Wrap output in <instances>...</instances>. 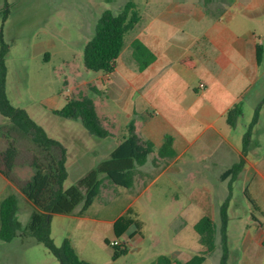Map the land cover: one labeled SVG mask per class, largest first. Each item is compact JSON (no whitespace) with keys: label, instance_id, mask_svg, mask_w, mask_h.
I'll use <instances>...</instances> for the list:
<instances>
[{"label":"rangeland","instance_id":"obj_1","mask_svg":"<svg viewBox=\"0 0 264 264\" xmlns=\"http://www.w3.org/2000/svg\"><path fill=\"white\" fill-rule=\"evenodd\" d=\"M127 1L113 0L107 3L105 0H0V38L8 46L5 58L6 95L14 107L23 109L30 119L45 130L49 139L67 142L71 146L68 177L63 183V190L74 185L78 178L99 162L90 156L80 162L73 160L75 150L84 142L79 131L87 132L79 122L56 115V112L63 109L68 98L78 95L90 97L97 116L104 119V127L110 131L113 135L111 138L116 142L125 132L129 120L127 113L133 106L131 99L120 100L108 89V82L101 72L85 69L83 48L92 38L95 24L102 12L109 10L116 14ZM133 1L139 14H142L149 0ZM234 23L240 31L254 32L261 43L260 70H263L264 13L249 20L240 14L234 19ZM132 34L133 31H130L125 35L121 56L127 51ZM126 105L129 106L128 111ZM242 108V115L231 127V133L238 145H241L242 137L254 115L252 108L246 105ZM260 120L263 123V113ZM114 140H110L111 146ZM9 142L17 148L12 176L21 184L32 176L28 165L35 151L30 140L0 116V152L5 150ZM249 157L253 162L264 161V143L256 147ZM184 159L178 162V166L185 164ZM148 161L144 167L150 170V174L138 172L134 178L136 185L132 189H115L105 182L101 194L84 214L90 218L100 217L106 201L132 202V210L142 222V230L141 236H134L127 243L126 255L114 261L111 259L113 249L104 240L107 237L110 244L114 241L110 226L72 216L51 217L50 237L54 245L60 247L64 239L71 240L77 256L89 264H153L160 256L186 262L200 253L202 247L193 226L205 214L219 226L218 209L227 194V183L220 181L219 174L230 163L208 171L204 177H198L194 171H189L186 173L188 178L185 179L171 173L159 175L160 169L166 167L167 163L153 165L155 169L151 170L148 168L150 156ZM246 176L248 177L237 178L232 182L226 228L228 264H264V249L257 247L251 252L242 249L249 242V236L258 233L260 226L264 228V194H257L258 187L264 188V181L251 170ZM186 180L189 187L183 183ZM168 181L174 184L168 187ZM188 189L207 190L211 192L212 198V193L216 194L215 202L218 207L216 203L206 209H198L197 206L189 204ZM118 190L122 194L118 195ZM247 190L254 192L262 210L253 209L244 195ZM9 194L17 196L18 219L25 226L31 206L24 200L17 186L0 175V201ZM133 231L134 228L131 227L127 235ZM120 240L125 242L128 238L125 235ZM220 256L221 243L217 231L214 251L202 264H219ZM0 264L61 262L34 239L29 238L22 243L16 238L10 243L0 241Z\"/></svg>","mask_w":264,"mask_h":264},{"label":"crops","instance_id":"obj_2","mask_svg":"<svg viewBox=\"0 0 264 264\" xmlns=\"http://www.w3.org/2000/svg\"><path fill=\"white\" fill-rule=\"evenodd\" d=\"M261 13H264V0L146 2L140 20L130 35L132 37L128 41L127 51L122 56L121 51L115 62L114 73L105 79L108 89L120 100L131 99L133 106L127 113L128 122L134 121L139 138L151 141L156 149L161 147L166 136L172 139L176 157L160 169L159 175L171 173L187 179L186 173L194 171L198 177H204L208 171L226 163L230 164L220 174L235 164L241 155L242 140L241 145H238L233 138L231 127L226 122V113L236 105L243 111L242 107L246 105L254 111L259 107V117L252 131L244 167L237 178L248 177L246 174L251 170L264 181V161L253 162L249 157L256 147L264 143V120L263 123L260 120L261 114H264V69L260 70V54H256V47L259 46L261 52L262 45L254 32L240 31L234 23L240 14L249 20L259 17ZM135 39L141 41L156 57L141 72L130 50V43ZM200 84L203 88H200ZM126 107L128 111L129 106ZM79 134L84 142L74 152L75 162L88 156L99 162L106 160L118 144L112 138L96 139L83 131H79ZM110 140H114L112 146ZM64 144L69 161L71 146L67 142ZM150 157L148 168L153 170L155 154ZM182 159L185 164L178 166ZM144 166L139 167L138 172L150 174V170ZM183 183L189 185L187 180ZM223 183L228 184V180ZM134 184L135 181L132 188ZM173 184L168 181L167 185ZM257 191L262 196L263 186L258 187ZM117 192L118 195L122 194L121 190ZM247 193L261 209L254 192L247 190ZM187 194L188 203L198 209H206L217 203L216 194L212 193V198L211 192L207 190L188 189ZM103 206L97 218L87 215L79 217L76 214L71 216L96 221L112 229L116 219L133 208L132 202L123 201H106ZM78 210L79 207L76 213ZM104 240L109 241L107 237ZM247 240L249 242L243 245V251L251 252L257 247L264 249V228L260 226V231Z\"/></svg>","mask_w":264,"mask_h":264},{"label":"trees","instance_id":"obj_3","mask_svg":"<svg viewBox=\"0 0 264 264\" xmlns=\"http://www.w3.org/2000/svg\"><path fill=\"white\" fill-rule=\"evenodd\" d=\"M112 1L105 0L107 3ZM219 1L225 2L226 0ZM139 20L140 14L133 0H128L116 14L109 10L103 11L95 24L92 38L83 48L85 69L101 72L105 77H110L114 73L115 62L122 51L125 35L134 29ZM130 50L132 59L140 72L156 59L155 55L138 39L130 43ZM7 54L8 46L0 38V116L7 119L15 130L30 140L35 155L28 165L32 171L30 180L18 184L12 176L17 148L9 142L5 150L0 152V175L10 184L16 185L24 200L31 206L28 222L22 226L18 219L17 196L9 194L0 201V241L10 243L18 238L24 243L32 238L36 243L43 245L61 264H89L77 256L68 239H64L60 247L54 245L50 237L51 217L74 214L83 216L101 194L105 182L115 189H131L138 168L147 163L150 155L155 154L152 161L154 166L167 163L176 157L172 148V139L166 136L161 147L156 149L151 141L138 137L134 121L130 120L109 158L98 162L84 176L77 179L74 185L63 190V183L68 177V150L63 142L49 139L41 126L30 119L23 109L14 107L8 100L5 83ZM256 54L257 56L260 54L259 46L256 47ZM241 114L239 105L231 107L226 113L227 124L233 127ZM56 115L79 122L87 134L96 139L113 137L104 127V119L97 116L94 103L88 96H71L67 99L63 109L56 112ZM258 117L259 107H256L253 118L242 137L241 155L238 161L220 174V181L228 180V194L218 209L219 226L217 227L207 215L202 216L193 226L198 243L202 247L201 252L186 262L160 256L153 264H202L214 251L217 231L221 243L219 264H228L226 228L227 210L232 196L231 184L244 167L252 131L258 122ZM244 195L253 209L259 210L250 196L247 193ZM78 207L79 210L76 213ZM131 227L134 231L127 235ZM112 230L114 240L119 242L125 235L128 239L141 236L142 222L130 208L116 219ZM105 244L113 249L111 256L113 261L128 253L127 241L119 242L118 246H112L105 240Z\"/></svg>","mask_w":264,"mask_h":264},{"label":"built area","instance_id":"obj_4","mask_svg":"<svg viewBox=\"0 0 264 264\" xmlns=\"http://www.w3.org/2000/svg\"><path fill=\"white\" fill-rule=\"evenodd\" d=\"M199 86H200V88H203V85L202 84H200ZM110 245H112V246H118L119 245V242L116 241V240H114Z\"/></svg>","mask_w":264,"mask_h":264}]
</instances>
